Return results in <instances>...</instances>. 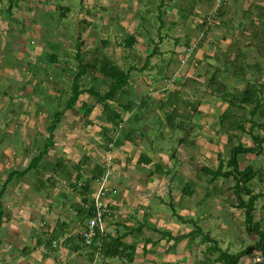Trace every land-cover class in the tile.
Listing matches in <instances>:
<instances>
[{"label":"crops","instance_id":"1","mask_svg":"<svg viewBox=\"0 0 264 264\" xmlns=\"http://www.w3.org/2000/svg\"><path fill=\"white\" fill-rule=\"evenodd\" d=\"M214 1L209 11L216 9ZM33 2L35 0H0V33L3 32L0 62L5 56L17 61H33L23 67L22 72L17 67L1 70L13 80L20 81L23 87L20 92H25L19 101V110L12 108L9 116L15 114L20 116L23 123L27 122L24 123L22 133H18L25 138L19 146V150H22L20 155L16 156L12 144L17 138L14 127L3 122V132H0L2 138L8 137L7 146L0 148L5 149L2 151L6 154L0 158V174L3 179L0 185V190L3 189L0 192V196H3L0 201V264H229L230 255L242 253L237 264L244 250L254 244L256 237L246 231L244 209L236 206L231 191L232 177L224 178L215 173L220 155L222 159L224 157L215 141L222 139L217 137L226 136L220 131L217 118L226 108L232 107L228 106L226 99L214 96L216 92L210 93L208 89L199 88L198 83L188 82L186 78L194 77L207 82L214 72L220 73L224 65L219 55L223 56L225 66L228 55L232 59L236 57L237 43L230 34L234 31L238 33L239 30L246 34L247 31L241 28L243 19L258 8L263 13L264 0H241L243 12L236 6H231V9L230 3L227 4L223 8L224 13L219 16L223 25L215 30V37H212V33L209 35L212 28L206 32L204 26H198L200 36L197 30L196 34L185 30L182 33L184 41H181L180 35L171 34L174 41L172 53L177 59L185 47L198 43L193 52L196 64H201L202 69L190 68L172 86L164 81L172 75L167 71L171 68L170 59L156 70H151L150 62L154 55L158 56L164 50L169 42L170 31L178 33L184 29L183 23L188 17L180 22L177 17L182 16L184 11L188 12L185 5H174L168 0H81L82 10L72 15L73 29L63 27L58 36L52 37V40L66 44V50L58 55L48 51L51 50L46 46L49 32L46 27L34 21L37 13ZM38 7L40 9L42 5L39 3ZM234 10L238 13L237 17L233 14ZM144 14L155 18L158 25L143 21ZM158 14L162 16L161 23ZM26 18L27 26L32 28L31 32L23 20ZM236 20L239 24L234 26L232 21ZM20 24L22 28L18 29ZM97 25L105 27L100 32ZM155 28L157 35L154 33ZM258 29L254 31L261 32ZM162 32L166 33L162 35ZM153 33L156 39H153ZM129 34L136 37V43L132 48H125L120 42ZM25 35H30L32 41H25ZM146 38L148 41L153 40L151 46ZM93 40L97 46L90 53L96 55V60L105 55L123 68L131 69L125 92L116 98L115 106L121 114L122 122L111 129L113 141L104 142L101 129L110 124L101 119L100 104H94V100L91 102L95 105L97 117H85L83 103L89 104L92 100L85 92L80 95L81 100L77 101L75 108L62 115L52 133L47 154L38 168L23 173L28 165V154L32 151L30 147L41 140L38 136H48V125L41 122L42 116L51 109L43 104L47 95L54 96L56 92L52 90V83L47 82L51 89L43 94L40 87L44 83H39L46 78L56 82L55 73L65 70V75L62 72L61 76L62 82L66 81L68 72H75L74 62H68L67 58L76 59L77 44H81L80 48L86 52L87 57L90 56L89 47L93 48ZM258 43V49L263 50L262 41L258 40ZM247 45L243 48H252L249 42ZM218 48L222 50L218 51ZM142 54L146 56L143 64ZM256 61L264 63V55L259 53ZM35 63L39 64L40 69L31 70L29 66ZM195 71L198 74L196 76L193 75ZM90 73L93 75L90 76ZM95 77L96 81L102 79L100 73L89 72L83 79L84 84L94 81ZM62 82L55 85L56 88L61 89ZM89 87L91 85L85 86ZM7 88L10 99L13 93L9 84ZM101 88L107 89L106 85H101ZM171 91L178 94L177 102L173 105L176 108H161ZM200 94L206 97L202 98ZM197 101L199 103L196 106ZM128 102H132L131 107L122 108ZM0 105L2 110L1 102ZM171 112L175 115L169 116ZM208 115L214 118L210 119ZM86 119L91 123H85ZM206 119L213 121L211 128L210 125L207 128L210 133L202 132L204 127L201 123ZM205 139L211 149L214 147L213 151L208 150ZM227 140L228 137L226 144ZM102 144L106 145V149L100 147ZM6 147L10 150H6ZM214 155L217 162L213 166L208 162ZM48 159L53 167L59 161L72 164L66 167L67 170L74 169L72 166L79 161L83 164L93 161L91 174L97 165L103 168V175L110 174L102 197L111 211L106 218L108 235L102 247L100 242V246L86 248L80 239L79 233L86 217L80 213L79 206L85 195L76 193L75 186H68L62 190V196H50L51 191H56L57 187H48L42 181L45 177L58 178L60 173L59 169L50 173L40 171L46 164L44 160ZM80 172L83 173V170ZM66 176L74 182L77 171H66ZM258 190L255 193L261 194L255 202L258 205L254 204L252 218L253 222L261 225L263 219L260 211L264 209V193ZM244 199H247V195H244ZM215 227L216 232L222 231V236L213 234ZM232 234L234 238H231ZM109 239L121 245L107 247ZM246 239L251 243L236 248L244 245ZM235 248L238 251L231 253ZM256 254H259L256 249L248 253L249 264Z\"/></svg>","mask_w":264,"mask_h":264},{"label":"rangeland","instance_id":"2","mask_svg":"<svg viewBox=\"0 0 264 264\" xmlns=\"http://www.w3.org/2000/svg\"><path fill=\"white\" fill-rule=\"evenodd\" d=\"M168 1L171 2L174 5H178V4L179 5L180 4L185 5V7L190 10L191 14L188 16L187 20H185V22L183 23L185 26H184V29H182V31H180L178 33H173L172 31H170L171 33H169L170 34L169 40H168L169 42H167V44L165 46L166 49L164 48V50L160 53V55H158V56L154 55V58H153V60H151L150 63L152 65L151 70H156L163 64L164 61L170 59L169 62L171 64L170 65L171 68L168 69L167 71L172 73L171 76H175L177 78L178 74L181 77L182 74H184V72H186L187 70H189L192 67H194L195 69H198V70H202V69L200 68L201 64H196L197 63V59H196V56H195V54L193 52L194 50L192 51V53H190L188 55L189 52L187 51V48L185 47L186 49L184 48V50L179 52L178 59L173 55L172 47L174 46V41L172 39L173 37H171V34L180 35L179 37H180L181 41H184V35L182 33L185 32V30L192 31L194 33L197 30V34H199L198 36H200V29L198 27L199 25H197V24L200 23L199 20H203V18L202 17L197 18V15L205 16L206 14H208L209 10H211V8L213 7L215 1L214 0H209V1H206V0L205 1H203V0H181V3H180V0H168ZM257 2H263V0H257ZM39 3L42 5V7L40 9L38 7ZM229 3H230V7L231 6H236V7L239 8V11L241 10L243 12L241 0H229L227 2V4H229ZM26 4L27 3L24 2L25 6H26ZM33 4L35 6L34 10L37 13L36 16H35V20L34 21L37 22L42 27H46V30L49 32L48 36H50V37L47 36L49 38L48 39L49 41L47 40L46 46H48V48H50L51 50H48V51L49 52L52 51V53L61 55L63 50H66L64 48V46L66 44H65V42H59L56 39L52 40V37L53 36H58L59 33H60V30L63 29V27H67L70 30L73 29V27H74L73 23L74 22H73L72 15H75V14H77V12L82 10V2H81V0H35V2H33ZM85 4H87V3H85ZM221 4L222 3L220 2L219 5L222 6ZM55 7H57V9ZM191 8H192V11H191ZM215 8L217 10V6L216 5H215ZM195 9L198 12L195 11ZM231 9H233V8L231 7ZM233 12H234L233 14L237 17L238 13H235V10ZM144 15L146 16L148 14H144ZM256 15H257V10H253L250 14L247 15V18L243 19V23H242V27L241 28L244 31H247L246 34L242 33V30H239L238 33H236V31L232 32L233 34H238V35L230 34V37L233 38L236 43H239L242 48L248 46L247 42L250 43V46L252 48L244 49L245 54H246L245 55L246 59H248V61L252 63L250 66H253V64H255V62H257L256 61V57L259 55L260 52H262V48H260V49L256 48L257 44H259L258 43V35H260V37L264 36V20H262V18L259 19L258 16H256ZM145 16H143L145 18V19H143V21L147 20L148 23L152 22V23L158 25V21L155 18H149L148 16H146L147 17L146 18ZM209 18H210V16H209ZM241 18L242 17H240V19ZM214 19L219 20V18H214ZM23 20L25 21V25H26L27 30L28 31L30 30V32H31V30H32V28H30L31 26L30 27L27 26L28 25L27 24L28 19L26 18V19H23ZM29 20L33 21L32 18H30ZM177 20H179V22L182 21V20L184 21V16H179L178 15ZM209 20H210V26H212L211 27L212 29L209 30V35L212 33V37H215L214 32H215L216 29H218L220 26L223 25V21L219 20L220 23L218 24L212 18H210ZM253 20H254L255 23H253ZM261 23L263 24V26H262ZM232 24L234 26H236V25L239 24V22H237V20H236V22L232 21ZM12 25L15 26L14 23H12ZM104 27H105L104 25L103 26L102 25H97V29L100 32L102 31V29ZM21 28H22V25L20 24L18 26V29H21ZM258 28H260L261 32L254 31V29L255 30H259ZM206 32H208V30ZM154 33H156V35H157L156 28H155V32ZM154 33H153V39H156V38H154V37H156V35ZM165 33L166 32H162V35L165 34ZM2 34H3V32L0 33V40H1ZM242 35H244V36H242ZM195 36H197V35H195ZM203 37L206 38V35H204ZM24 39H25V41L27 40L28 42L32 41V38H31L30 35L29 36L25 35ZM147 39L148 38H146V42L149 44V46H151V44L153 43V40L150 39L148 41ZM110 41H111V39H110ZM182 43L183 42H180V44H182ZM197 44L198 43H195L194 47L197 46ZM262 44L263 43H261V45ZM79 45H81V44H79ZM201 45H203V44H199V46H201ZM95 46H97V43L95 44V40H93V48L89 47L90 56H88V57H87L86 52L83 51V49L80 50V54H81L80 56H81V59L83 60V63H85L86 60L89 63L87 65L88 67L86 68L88 71H86L85 73H88L91 70L89 68V67H91V65L100 64V61H99L100 58L97 61L96 58H95L96 55H93L92 53H90L91 50H94ZM76 50H77V48H76ZM221 50L222 49L218 48V51H221ZM6 51L7 50H5L4 53H6ZM226 54H225V56H226ZM91 56H93V57L91 58ZM140 56H141V62L143 64L145 62V57L146 56L144 54H142ZM219 58L222 59L223 65L225 67L223 56L219 55ZM177 60H178V62H177ZM235 60H238V59H235ZM22 61H24V62H22ZM22 61H17V59H14V58L12 59V57H10V56H5V58L1 59V62H0V102L3 104V107H2L3 109L0 110V123H1L0 124V132H3L1 130L3 128V126H2L3 122H6L10 126L14 127V129L16 131L15 136L17 138H15L12 141V144H13V147L15 149L14 152H15L16 156L20 155L19 152H22V150H19L20 149L19 146L25 140L24 136L22 134L18 135V133H22L24 123L27 122V121H25L23 123V121L19 119L20 116H16L15 114H12V115L9 116V112H11L12 108H14V109L18 108V110H19V108H20V107H18L19 101H21L20 99L23 97L22 95H24L25 92H20L23 89L22 84H21L20 81L13 80V78H11V76L9 74H6V73L3 74V72L1 70L2 69L4 70V68H6V67H17L19 69V72H22L23 67H25L28 63H33V61H31V60L28 61V59H24ZM67 61L68 62H71V61L74 62L73 68H75V70H76L77 66H75V63L78 64L79 62L76 59H69V58H67ZM241 62H243V61H241ZM204 66H206V65L204 64ZM226 66H227V64H226ZM242 66H244V70L241 71V73H240L241 76L240 77L237 76L234 73L233 68H230L229 66L227 67L228 70L226 72H222V76L220 78V81L225 83V86L228 87L227 90H232V92L242 91L244 89L245 85H246L245 81H243L241 79L242 77H244L245 80L248 79L249 82H252L254 84H259V85L260 84H264V71H259V67L264 68V65L259 66V67H254V66L252 68L250 67L249 69H247L249 71L248 74H247V71H246L247 65L243 64ZM29 67L31 68V70H33L35 68L36 69H40V66L37 63L31 64ZM206 68H208V67L206 66ZM50 69H52V68H50ZM41 70H43V68ZM62 72L61 73H59V72L55 73V76H56L55 81L56 82H52L51 80L46 78L44 81H41L39 83V85L44 83L43 86L40 87V91L43 94H47V91H49V89H51V87H52V90L54 89L56 91V92L54 91L56 95L54 94V96H52L50 94V95H47V98H45V101H44L43 105H45L47 108H49L51 110H49L50 112L47 111L46 114L42 116V122L41 123L43 125H49V122L53 118V113L57 109L64 108L65 101L72 95L71 94L72 90H71L70 86L72 85V82H73L72 79H73L74 75L71 74L70 72H68L67 80L62 82V78H63L61 76ZM65 72H66V70L63 72L64 75H65ZM89 75L92 76L93 74L90 73ZM193 75L194 76L198 75L197 71H195ZM167 78H165V80ZM190 78H192V79H190ZM186 80H188V82L191 81V82H194V83H198L199 84V88L207 89V85H206L207 82L205 80L201 81L200 79H196L194 77H187ZM60 81L63 84L61 85V89H58V88H56L55 85H59V83H61ZM47 82L48 83L51 82L53 86H51V87L49 86L48 87V83ZM85 82H86V80H85ZM88 83L91 86L95 85L102 92H104L106 90V89L101 88V85H103L101 83H96L95 81H89ZM88 83H85V86H89ZM174 83H175V81L174 82L165 81V84L171 85V86ZM7 84L10 85L11 91L13 93V96L10 99H9V96H8L9 93H7V89H8L7 88ZM83 85H84V81H83ZM174 85H176V83ZM214 87H216V85ZM33 88L36 89V86L34 85ZM206 92H207V90H206ZM214 96H216L218 98H221V99L223 98L220 95V93H217V92L214 94ZM258 96L261 97V94H258ZM90 97L92 98V100L89 101V104H92L91 102H93V100H95V98H93L92 96H90ZM200 97L204 98V97H206V95L202 96L200 94ZM263 98H264V94H263ZM79 99H80V97H79ZM0 107H1V105H0ZM74 108L75 107L73 106L70 110H73ZM249 108H252V105H250ZM249 108L245 107V106H243V109L242 108H238L237 110H235L236 115L240 116V118L248 117ZM95 110H96V108H90L88 110V113H89L88 115L91 116V118L92 117H94V118L97 117V115L95 114ZM30 114L31 113H28L27 115H30ZM92 115H94V116H92ZM208 117L210 119L214 118L211 115H208ZM210 119H206V121L201 123L202 126L204 127L202 132H205V133H210L211 132L210 130H207L209 125H210V128H211V124L213 122ZM149 124L150 123H147V125H149ZM238 132H240V131H238ZM254 132L255 133H259L260 135H264V128H262V129L256 128ZM213 133H214V131H213ZM38 137L41 140L37 143V145L34 144L33 147L32 146L30 147V151L31 150L32 151L30 152V154H28L27 160H28V158H29V160L28 161L26 160L27 164L31 160L32 155H34V154L37 155V153L40 151V147L42 148V145H43L44 140L46 138V136H44V135H43L42 138L40 136H38ZM240 137H241L240 138V142L241 143L245 144L246 146H252L253 145V142H252V140L250 138V134H248L247 132H244L242 135H240ZM6 138L8 139V137H6ZM6 138H5V136H4V138H2L0 136V140H1V143H2L0 148H4L5 146H7ZM217 138H219V139L222 138V139H220L221 141H218V139H216V141H215L216 143L215 144L217 145V148L219 150H222L221 153L224 156L223 160L226 162L228 160V158H229V155H230L231 146L236 145L238 140H234L233 142H229L227 140V144H226L227 134H226V136L217 137ZM205 142L207 143V139H205ZM211 143H213V142H211ZM211 143H210V145H211ZM103 145L104 144H102V146H100V147L101 148L104 147V149H106V145L105 146H103ZM206 145H208V143ZM207 147H208V150L210 149V151H213L212 149L214 147L212 149L209 147V145ZM262 148L264 150V144H262ZM7 149H8V151L10 150L9 148L6 147V150ZM2 150L4 151L5 149H2ZM2 150H0V158H2V156H4V155L6 156V154ZM48 158H50V156H48ZM238 159H239L240 168H243L245 165H248V164H253L256 168L262 169L263 172H264V151L263 152H258V153H252L251 152V153L240 154L238 156ZM44 162L46 164H44V166L40 168L41 172L44 171V172L50 173L51 171L53 172V170H55V169H59V173H60L59 174L60 177H58V178L48 177V179H47L45 177V180L42 181L43 183L47 184L48 187H51V188L57 187L56 191H51V193L49 192L50 196L54 197L55 194L59 195V196H62L64 194L62 190H65V188H67L68 186H75V192L76 193H80L82 195H86L87 198H88L87 200H90V199L92 200L91 194L96 192V189L98 187L97 182L91 180V178H90L91 177L90 171H92L91 168L93 166L92 165L93 161L84 162L86 164H82V167H80L79 170H81V171L83 170V173H81L80 171L79 172L84 177H81L82 179H78L76 177V178H74L75 179L74 182H73L72 178H68L66 176V171L71 172V173H73V172L75 173L76 169L73 166L72 167L74 169H72V168L69 169V170L66 169L67 166L69 167V165H72V164L68 165L67 163L66 164L62 163L63 166L54 169L53 165L50 163V159L44 160ZM95 162H98V161H95ZM216 162H217L216 155H214L211 158V161H209L208 163L213 164V166H214L216 164ZM97 164H99V162ZM85 165H88V167H86ZM109 175H110L109 173H105L103 175V176L106 177V181L104 182L105 186H106L108 178H110V177H108ZM85 180H89L90 181L91 192L89 194L85 193V188L83 187L84 184L86 183ZM2 183H3V179H2L1 174H0V185ZM227 183H230V181L227 180ZM252 188L254 190L253 193L257 192L258 189H261L262 190L261 192L264 193V181L262 183L260 181H258V176L257 175H256V177L253 180ZM1 190H3V189H1ZM1 190H0V192H1ZM258 191H260V190H258ZM1 196H0V201H1V199H3V196L2 197ZM59 199H60V197H59ZM259 203H261V202H259ZM262 203H264V202H262ZM257 205H258V203L255 204V206H257ZM260 216L263 219V224L260 225V228L264 231V209H262L260 211ZM238 219L241 220V217H239ZM238 219H236V220H238ZM216 231H217V227H215V230L213 231V234L217 233V235L222 236L221 235L222 231H219V232H216ZM254 236L257 238L256 234H254ZM234 237L235 236L232 234L231 238H234ZM253 238H252V240L255 239V238L254 239ZM244 243H245L244 245H238L236 248H238L239 246L240 247L241 246L245 247L248 244H250L251 241L246 239V241ZM236 248L231 253H236V251H238ZM237 264H249V255L248 254L242 255V257L240 258V260H239V262Z\"/></svg>","mask_w":264,"mask_h":264},{"label":"trees","instance_id":"3","mask_svg":"<svg viewBox=\"0 0 264 264\" xmlns=\"http://www.w3.org/2000/svg\"><path fill=\"white\" fill-rule=\"evenodd\" d=\"M205 1V0H203ZM209 1V0H206ZM227 3H222V6H218L217 10L212 9V11H209L208 14L205 16L203 15H197V18L202 17L203 20H199L200 23L197 25L199 26H204L207 29H210L212 26H210V18L215 20L217 22V19L214 18H219L220 15H222L223 8L226 7ZM261 9V8H260ZM190 10L188 12L184 11V16L187 18L189 16ZM192 11V8H191ZM257 16L258 18H262L264 20V12L262 13V9L257 10ZM210 16V18H209ZM161 15L158 14V18L160 19L161 23ZM218 24L220 23L219 21L217 22ZM253 23L254 20H253ZM262 24V23H261ZM161 25V24H159ZM263 26V24H262ZM205 30V31H206ZM258 40L262 41V47L263 50L260 52L261 55H264V36L260 37L258 35ZM136 43V37L132 34L126 35L123 37L122 41L120 42V45L123 47L127 48H132L133 45ZM188 43V42H187ZM81 45L77 44L76 48V53L75 57L77 61L79 62L77 64L76 70L74 72L73 76V82L71 87L72 90V95L65 101L64 108L57 109L54 114L52 120L49 122V125L47 126L46 130L48 133V136L45 138V141L42 145V150L37 153V155L33 156L31 160L29 161L28 165L26 168L23 170V173H27L31 169H37L40 162L43 160L44 156L47 154V151L51 145L52 142V133L54 129L56 128L57 124L61 121V117L64 114L65 111L70 110L73 106L76 105L77 101L79 100V97L81 94L87 92L90 96L95 98L94 104H100L102 108L101 112V119L105 121L106 123L110 124L109 127L105 126L101 129L102 136L104 138V142H112V137H111V129L114 128V126H118L120 122H122L121 114L120 112L116 109L115 102L116 98L119 94H122L125 92V88L128 85L129 81V72L131 71L130 68L126 69L120 66L119 64L115 63L111 58L108 56H102L97 61H100V64L97 65H91L89 67L91 70L89 72H98L101 74L102 79L100 81H96V77L94 81L96 83H101L103 85H106L107 89L102 92L99 90L95 85H92L89 88H85V84L83 85V79L87 76L89 73H85L88 71L86 68L88 67L87 65L89 64L87 61L83 63V60L81 59V54H80V48ZM237 48L235 50L236 57L229 58V55L226 57V64L224 68H221L218 72H214L209 80H207V89L211 93L212 91L220 93V95L228 101V106H231L232 108H226L225 111L218 116L217 118V123L220 126V131L224 132L227 134L228 141L233 142L234 140H238L236 145L231 146L230 150V155L228 160L225 162L220 155L219 158V164L216 168V175L221 176L224 178H229L232 177L233 179V184L231 186V191L236 199V206L238 208L244 209L245 216H246V231L250 235H257L256 241L254 242L253 245L250 247L246 248L243 252V254H248L250 253L253 249H256L259 254L264 255V231L260 228L259 223L253 222V209H254V204L259 197L261 193H253L254 190L252 188V183L256 175L258 176V180L263 181V176L264 172L262 169L256 168L253 164H248L245 165L243 168H240L239 164V159L238 156L240 154L244 153H258V152H263L262 144H264V135H260L259 133H255V129H262L264 128V84H254L252 82H249L248 79H244L242 77L241 79L245 81L246 85L242 91H235L232 92V90L228 91L227 86H225L224 82L220 81V78L222 76V72H226L228 69L227 67L229 66L230 68H233L234 73L237 76H241V71L244 70L243 64H246V71L247 74L249 71L250 67H259L264 65L262 62H255L253 66L251 65V62H246V57H245V51L244 48L241 47L239 43L236 44ZM188 47V46H187ZM257 48L258 45L256 46ZM233 54V53H232ZM238 59V60H235ZM244 59V60H243ZM243 61V62H241ZM245 62V63H244ZM231 70V69H230ZM259 71H264V68L259 67ZM84 76V77H83ZM170 77V76H169ZM168 77V78H169ZM91 80V79H90ZM167 80V79H166ZM165 80V81H166ZM92 81V80H91ZM216 85V87L214 86ZM216 90V91H215ZM258 94H261V97L258 96ZM178 99V94L175 91H171L168 96L167 100L163 103L161 108H176L173 106L176 104V100ZM198 101L196 102V106L198 105ZM94 104H84L83 107L85 112L84 115L86 118L89 116L88 110L90 108H94ZM162 104V103H161ZM132 105V102H128L126 105L122 106V108H130ZM250 105H252V108H249ZM254 105V106H253ZM243 106L248 107V117H243L240 118V116L236 115L235 110L238 108H242ZM193 106L192 108H194ZM235 107V108H234ZM196 108V107H195ZM175 115L173 112L169 113V116ZM257 117V118H256ZM87 124L91 123L89 119L85 120ZM240 131V132H238ZM244 132H247L250 134V138L253 142L252 146H246L245 144L240 142V135H242ZM62 161H59L54 165V169L57 167H61ZM64 164V163H63ZM82 162H78L76 165L73 167L77 171V178L82 179L83 177L80 174V167H82ZM226 167V168H225ZM104 170L101 166H95V169H93V174H91V180H100L101 176L103 175ZM86 183L84 184L85 188V193L89 194L91 192L90 188V181L85 180ZM84 191V190H83ZM244 195H247V200L244 199ZM87 196L83 197L81 199L82 203L80 204V213L87 218V216L91 215V210L88 208H85V204L88 202ZM86 201V202H85ZM85 202V203H84ZM2 211L0 209V219H1ZM106 242V238L101 239V247L102 245ZM118 244V245H116ZM119 246L121 245L118 242H114V240L109 239L107 247H112V246ZM116 252V251H115ZM118 253V251L116 252ZM112 253H109L111 255ZM242 253H237V254H232L230 255V261L229 264H236L237 260L239 259L240 255Z\"/></svg>","mask_w":264,"mask_h":264},{"label":"built area","instance_id":"4","mask_svg":"<svg viewBox=\"0 0 264 264\" xmlns=\"http://www.w3.org/2000/svg\"><path fill=\"white\" fill-rule=\"evenodd\" d=\"M229 0H216V6L218 8L219 3H227ZM194 50L193 45H189L187 47V51L192 53ZM180 75L178 74L179 78ZM175 76H171L167 78L166 81L174 82L177 80ZM106 181V177L103 176L100 180L97 181V190L94 192L92 196V200L87 202L84 206L86 209L91 210V215L87 216L86 222L82 226L80 230V239L82 240L83 245L86 248H90L93 246H100L101 239L108 235V228L106 225V218L110 216L111 211L108 209L107 205L102 201L103 193H104V182ZM264 262L263 254H256L252 258L251 264H256Z\"/></svg>","mask_w":264,"mask_h":264}]
</instances>
